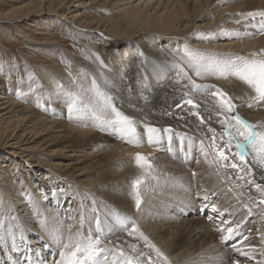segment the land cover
<instances>
[{"label": "bare ground", "instance_id": "6f19581e", "mask_svg": "<svg viewBox=\"0 0 264 264\" xmlns=\"http://www.w3.org/2000/svg\"><path fill=\"white\" fill-rule=\"evenodd\" d=\"M89 1L16 0L10 9L0 10V22L9 24L23 39L27 35L23 29L30 23L52 30L66 22L91 57L79 59L60 42L50 40L44 43L61 45L72 61L73 78L60 65L48 66L47 83L39 97L22 94L20 101L21 85L14 82L17 92L12 96L13 82L0 81V141L9 148L0 149V236L4 237L0 264H27L26 255L35 264H53L59 260L57 241L63 237L67 242L75 233L85 238L99 233L103 247L113 250L109 264L118 259L117 249L133 258L134 264H165L155 249L167 257V264H264L260 254L264 211L257 207L264 197L248 185L247 177L238 179L245 176L244 162L233 159L228 149V167L214 162L210 153L205 156L213 135L209 129H215L217 136L223 131V117L214 111H219L218 98L213 97L216 89L231 98L236 112L257 125V131H264V103L249 107L254 92L235 78L196 77L187 67L185 53V49L218 57L259 53L264 49V32L257 31L258 25L246 14L264 11V0H231V6L215 11L208 24L201 20L220 0ZM71 2L75 5H68ZM80 6L103 12L89 19L76 9ZM121 20L129 30L119 29ZM246 26L254 33L247 39L233 32ZM185 70L197 83L214 86L193 94L199 116L185 105L176 107L189 91L183 87ZM30 88L25 86L23 91ZM105 94L137 122V140L129 142L111 129L103 130L91 115L69 118L66 105L71 99L83 100L101 113ZM144 125L161 130L155 142H148ZM41 147L49 150L48 159L39 153ZM248 151L245 160L250 162L253 149ZM137 153L147 159L150 169L137 164ZM253 171L257 183H264L260 179L264 171L256 166ZM137 180L141 183L135 186ZM205 195L233 214L225 213L224 219L230 222L225 227H235L233 219L243 221L239 240L221 241L220 219L214 216L210 221L212 212L201 211ZM244 204L253 208L250 216ZM123 217L127 226L119 223ZM98 218L103 221L99 228ZM232 243L255 258L233 253Z\"/></svg>", "mask_w": 264, "mask_h": 264}, {"label": "snow or ice", "instance_id": "6c2138e0", "mask_svg": "<svg viewBox=\"0 0 264 264\" xmlns=\"http://www.w3.org/2000/svg\"><path fill=\"white\" fill-rule=\"evenodd\" d=\"M246 16L252 18L256 25H258L257 31L264 32V11L248 12ZM256 17L260 19L256 21ZM237 23H239V21H237ZM221 34L227 35V33L224 32ZM253 34L254 33L251 32L244 33L245 36ZM236 35L239 36L240 34ZM185 53L188 61L187 67L194 71L196 77L202 79L207 76H216L225 79L229 77L235 78L246 84L254 92V95L249 98V107L254 103H264V49H261L259 53H252L250 56L229 54L224 57H218V54H203L200 50L189 49H185ZM102 63L101 61V64ZM182 75L187 81L183 87L189 89V91L184 92L183 95L185 99L182 101V104H177L176 107L181 108L182 105H185L189 108L192 115L199 116V112L197 111V109H199V104L195 102L193 94L209 90L214 86L197 83L191 75H188L186 70ZM92 83L95 87V79H93ZM213 97L218 98L219 111H214L218 118L221 116L223 117V120L220 121L223 131L217 136L215 129H209L213 135L209 140L208 151L205 152V156L207 157L210 153L213 156L214 162L223 167H228L229 165L225 163L229 160V156L225 155V149H228L233 159L238 157L240 161L244 162L243 169L246 170L245 176L238 177V179H245L247 177L248 185L255 187L257 192L261 193V196L264 197V183H257L253 171L254 166L264 171V131H257V125L242 118L239 113L236 112L237 106L232 103L231 98H229L226 93L216 89L213 92ZM67 111L69 118H71L73 114L77 116L91 115L94 119L99 121L100 127L103 130L111 129L114 135H118L120 138L126 139L129 142L137 140L139 137L137 127L135 126L137 122L132 117L120 111L115 106L113 98L106 94L104 95L101 113H98L95 108L84 105L83 100L78 102L75 98L67 103ZM200 121L201 123L204 122L202 117ZM143 127L147 134L148 142H155L154 137L161 130L150 125H144ZM163 131L171 133L170 129H164ZM217 140L222 142L223 147H220ZM200 144L203 146L204 141L201 140ZM233 148L235 151H232ZM249 148L253 149L252 160L250 162L245 160V157L250 155L248 151ZM169 150H171V135L169 136ZM136 161L137 164L142 167L146 166L149 169L151 168V164L139 153L136 154ZM230 167L235 170L237 169V164L231 163ZM260 179L264 181V175H261ZM140 183L141 181L137 180L134 182V185L138 186ZM52 195L55 196L56 192L53 191ZM203 199L206 203L201 211L210 210L212 212V215L208 216L210 221L213 220L214 216L220 219L221 226L217 228V231L221 233V241L227 243L229 241L239 240L243 235L241 231L243 221L236 223L233 219L231 223L234 224L235 227H225L230 223L229 220L224 219L225 213H228V215L233 214L228 212L227 209H221L214 203H211L208 195H205ZM140 204L141 200L137 198V209H139ZM243 207L247 209V215L250 216L253 212V208L248 204H244ZM257 207L264 211V198L260 200ZM126 220V217L120 218L119 223L127 226L125 223ZM102 223L103 221L98 218L96 220L97 228H99ZM136 230L137 229L133 225L132 232ZM19 238L21 241L24 240L22 231ZM15 239L16 237L13 235V240ZM144 239L147 240L146 237ZM262 239H264V237H262ZM3 240L4 237L0 236V242H3ZM244 240H247V237H244ZM57 244L60 246L58 252L59 260H54L53 264H109L108 257L113 252V250L103 247L99 239V233L94 234L92 238H85L81 236L80 233H75L67 237V242L61 237L57 241ZM148 247L155 248V246L151 244H149ZM231 248L233 253H238L240 256L250 259L255 258L250 252L242 251L236 243H232ZM27 251L26 249V252ZM155 251L157 258L162 259L165 264H167V257H165L159 249H155ZM260 254L264 257V250H262ZM116 255L118 259L114 260L112 264H134L133 258L118 249L116 250ZM141 255H143V253H141ZM25 260L27 264H35L31 255H26ZM149 261H151L150 257ZM135 264H140V262L136 261ZM258 264H260V262H258Z\"/></svg>", "mask_w": 264, "mask_h": 264}, {"label": "rangeland", "instance_id": "374dc122", "mask_svg": "<svg viewBox=\"0 0 264 264\" xmlns=\"http://www.w3.org/2000/svg\"><path fill=\"white\" fill-rule=\"evenodd\" d=\"M15 1L16 0H0V10L7 8L10 9ZM84 1L88 2L89 0ZM187 1L191 2V0ZM72 4L75 5L74 2H71L68 5ZM86 4L87 3H85V5ZM231 4V0H220L217 7L208 11V16L201 20L202 24H208L211 22L215 11H219V8L230 7ZM76 9L82 11L89 19H97L100 17V13L103 12L98 11L93 7L80 6ZM104 13L108 12L104 11ZM32 24L43 26L36 22L26 25L23 30L27 35L24 36L23 39L18 32H16L17 30H14L9 24L0 22V81L6 80L13 82L10 86L11 89L15 87L12 96L17 92L14 82L21 85L20 90H22L23 93L20 92V95L18 96L19 101L24 97L22 94L29 96L31 93H34L35 97H39L41 89L45 86L46 77L48 76V66L57 67L60 65L67 76L72 78L75 76L72 61L65 56L63 49L60 47L61 45L48 46V44L46 45L44 42L56 40L60 42V44L66 46V48L70 49L79 59L91 58L88 52L84 50L81 41L77 40L75 35L71 32L70 26L66 22L58 24L56 27L52 28V30H48L47 27L46 30L41 29L40 27L36 28V26L34 27ZM119 29L123 31L129 30V26L126 25L124 20H121ZM233 30H235L233 32H240L241 34L250 32L248 26H246V28L242 27ZM44 31H47V33L44 34ZM248 37L249 35L246 36L245 39ZM27 38H31L32 42H29ZM204 42L205 41H202V43ZM218 42L219 41L214 40L210 41V43ZM29 85H31L30 90L24 92L23 87ZM77 117L82 118L81 116ZM60 147L61 145L58 146V148ZM0 149L6 150L9 148L4 144V141H0ZM41 149L44 151L38 150L40 151L39 153H45L42 155V158L48 159L50 153L47 152H49V150H46L44 147H41Z\"/></svg>", "mask_w": 264, "mask_h": 264}]
</instances>
